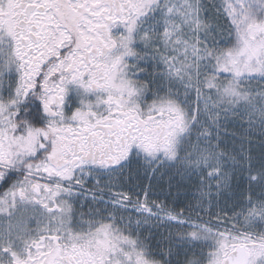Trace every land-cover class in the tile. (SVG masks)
Returning <instances> with one entry per match:
<instances>
[{
  "label": "snow or ice",
  "instance_id": "snow-or-ice-1",
  "mask_svg": "<svg viewBox=\"0 0 264 264\" xmlns=\"http://www.w3.org/2000/svg\"><path fill=\"white\" fill-rule=\"evenodd\" d=\"M0 264H264V0H0Z\"/></svg>",
  "mask_w": 264,
  "mask_h": 264
}]
</instances>
